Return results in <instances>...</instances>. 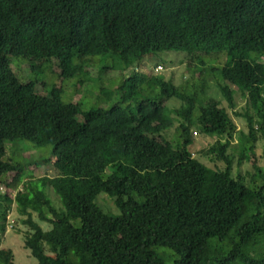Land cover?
<instances>
[{
	"label": "trees",
	"instance_id": "trees-1",
	"mask_svg": "<svg viewBox=\"0 0 264 264\" xmlns=\"http://www.w3.org/2000/svg\"><path fill=\"white\" fill-rule=\"evenodd\" d=\"M162 51L185 52L200 72L222 55L208 69L226 103L205 81L179 87L142 67ZM99 55L132 69L128 103L84 111L59 86L21 81L10 61L71 78ZM176 122L177 146L164 135ZM194 128L216 138L202 152L224 168L195 156ZM235 138L239 164L264 145V0H0V183L10 190H0V234L15 207L39 264H264V165L254 160L250 181L234 175ZM21 141L52 154L16 161ZM30 164L52 174L34 177ZM0 264H16L12 249Z\"/></svg>",
	"mask_w": 264,
	"mask_h": 264
},
{
	"label": "rangeland",
	"instance_id": "rangeland-1",
	"mask_svg": "<svg viewBox=\"0 0 264 264\" xmlns=\"http://www.w3.org/2000/svg\"><path fill=\"white\" fill-rule=\"evenodd\" d=\"M219 60L216 57H206L205 62L206 66L197 65L204 70L200 72L194 66L193 62H190L186 57V53L183 51H162L158 53H153L148 55L145 58L144 69L148 70V68L152 72H158V74L163 75L166 79L172 80L177 86L183 87L185 83H188V79L191 82H199L197 85H201L204 81L209 85L208 94L219 96V99L226 103V100L223 99L220 91L216 85V80L212 76H210V71L208 66L210 67H221L225 59L222 55H220ZM94 63L90 64L86 68L85 72H80L74 75L71 78L62 77L60 74V69L55 68L52 64H48L44 67V69L31 70L30 64L28 60L24 58L10 57L11 66L14 71L18 74V77L23 82H28L31 80H36L37 89L38 87H42L43 93H49V91L54 86H59L62 88L61 97L65 102H80L82 109L84 111L89 110L91 108L103 107L109 108L110 106L116 104L119 101H123V103H128L127 101L122 100L123 95L127 93L128 90H131L129 86V81H126V76L131 74L130 72L121 71L120 69L111 68L114 64V59L112 56L99 55L94 56ZM157 63H160L162 67H157ZM156 64V65H155ZM32 67V66H31ZM156 68V69H155ZM206 69V70H205ZM139 70V69H138ZM210 72V73H209ZM201 75V76H200ZM202 80L200 81V78ZM211 77L213 79H211ZM128 83V84H127ZM190 83V82H189ZM127 85V86H126ZM123 86V87H122ZM126 86V87H124ZM235 88V87H233ZM111 93V95L109 94ZM125 92V93H124ZM149 93L142 92V96H146ZM175 106L179 105L175 99H172ZM222 103V104H223ZM238 106L244 105V99L240 96L237 97ZM235 121L237 123L238 128H242L245 132L248 131L246 121L242 118L235 117ZM178 126V122L168 130L164 132V135L173 142L174 145H178L180 142V138L176 135V127ZM216 138L205 136L200 133L197 128L193 129V144L191 145V149L194 152L195 156L200 158L204 163L212 168H224L225 164L220 161H213L209 156L204 155L202 152L204 149L209 148L214 142ZM19 143V144H18ZM19 149L22 150L16 151L15 155H13L14 159L17 161L21 160H34L37 158H47L52 154V145L41 146L38 147L29 141L18 142ZM11 145L10 143L6 144V147ZM238 145L237 138H235L231 144V148L229 152L234 153V166L233 172L234 175L241 174L246 178L247 181H250V174L255 172L254 169V160L257 161L258 165H264V145L262 141L257 142L256 147V156L252 157L251 161L243 160L241 164L238 163L240 156V147L236 148ZM13 150L9 148L7 150V157L12 155ZM30 169L34 172V177H40L47 174H52V170L49 168H36L35 165L30 164ZM14 173H11L7 178L9 181L12 180ZM0 190L6 191L7 187L4 183H0ZM7 191H10L9 189ZM53 192V191H52ZM16 190L12 191V195H15ZM52 198L56 202L58 206H60V201L57 199L55 192L50 193ZM54 194V195H53ZM57 197V198H56ZM105 199L107 202H105ZM98 201L102 204L103 208L113 214H120V210L116 207L114 201L107 195L102 194L99 195ZM46 230L49 229L47 224H44ZM23 227L21 222L18 219V213L15 210V207L8 214V225L6 232L0 234V249L2 248H10L13 250L15 255V263L16 264H39L38 260L32 256L30 250L24 247V237H23Z\"/></svg>",
	"mask_w": 264,
	"mask_h": 264
},
{
	"label": "clouds",
	"instance_id": "clouds-1",
	"mask_svg": "<svg viewBox=\"0 0 264 264\" xmlns=\"http://www.w3.org/2000/svg\"><path fill=\"white\" fill-rule=\"evenodd\" d=\"M160 67H162L161 65H159ZM159 66H157L159 68Z\"/></svg>",
	"mask_w": 264,
	"mask_h": 264
},
{
	"label": "built area",
	"instance_id": "built-area-1",
	"mask_svg": "<svg viewBox=\"0 0 264 264\" xmlns=\"http://www.w3.org/2000/svg\"><path fill=\"white\" fill-rule=\"evenodd\" d=\"M160 67V66H159Z\"/></svg>",
	"mask_w": 264,
	"mask_h": 264
}]
</instances>
